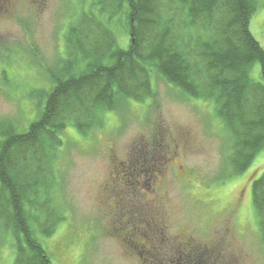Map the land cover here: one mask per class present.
Instances as JSON below:
<instances>
[{
    "label": "rangeland",
    "instance_id": "rangeland-1",
    "mask_svg": "<svg viewBox=\"0 0 264 264\" xmlns=\"http://www.w3.org/2000/svg\"><path fill=\"white\" fill-rule=\"evenodd\" d=\"M34 1L0 5V123L17 134L45 105L48 69L72 59L68 33L83 15L109 30L118 49L129 46L125 4L109 12V0ZM249 31L264 50L262 0ZM83 70L80 62L75 73ZM150 77L155 100L103 113L102 128L87 136L65 129L49 177L51 204L63 220L50 237L34 225V236L52 264H148L152 254L177 260L181 251L193 260L202 249L218 256L206 264H264L251 191L264 172V146L244 172L230 175L232 138L214 104ZM250 78L261 83L258 63ZM141 149L148 160L158 152L149 181L129 177ZM14 241L0 226V264H14Z\"/></svg>",
    "mask_w": 264,
    "mask_h": 264
},
{
    "label": "trees",
    "instance_id": "trees-1",
    "mask_svg": "<svg viewBox=\"0 0 264 264\" xmlns=\"http://www.w3.org/2000/svg\"><path fill=\"white\" fill-rule=\"evenodd\" d=\"M259 1L109 0V12L126 5V51L116 47L102 24L90 25L82 16L68 33L72 59L47 71L52 86L38 118L21 134L10 123H0V226L14 236V264H52L34 236V225L50 237L63 220L51 204L49 177L65 129L72 125L87 136L102 128L103 113L129 101L155 100L152 73L184 96L214 104L232 138L230 175L250 166L264 146V50L249 31ZM80 62L84 70L76 74ZM254 63L260 65L261 83L250 78ZM145 154L139 151L131 159L130 178L149 181L154 162L159 165L158 152L151 160ZM251 191L264 242V172ZM183 252L177 264H185ZM194 256L192 264L218 260L203 249Z\"/></svg>",
    "mask_w": 264,
    "mask_h": 264
},
{
    "label": "flooded vegetation",
    "instance_id": "flooded-vegetation-1",
    "mask_svg": "<svg viewBox=\"0 0 264 264\" xmlns=\"http://www.w3.org/2000/svg\"><path fill=\"white\" fill-rule=\"evenodd\" d=\"M7 4H9V0H0V5L6 6ZM0 10H3V9L0 8ZM154 257H156L154 256V254H152L150 258L146 257V259L144 260V263L148 262V264H176L177 262H179L178 261L179 259L176 260L172 256L167 257L165 260H159L158 258H154ZM184 262L185 264H192L190 255L185 254ZM202 262H200L199 264H204V262L203 263Z\"/></svg>",
    "mask_w": 264,
    "mask_h": 264
}]
</instances>
